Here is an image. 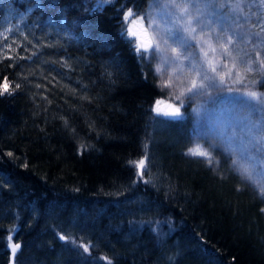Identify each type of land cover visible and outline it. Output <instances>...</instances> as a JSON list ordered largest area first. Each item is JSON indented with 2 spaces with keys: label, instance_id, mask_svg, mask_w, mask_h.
Listing matches in <instances>:
<instances>
[{
  "label": "trees",
  "instance_id": "1",
  "mask_svg": "<svg viewBox=\"0 0 264 264\" xmlns=\"http://www.w3.org/2000/svg\"><path fill=\"white\" fill-rule=\"evenodd\" d=\"M85 3L92 6L90 0H58L57 8L49 0H0V84L7 77L14 89L0 95V264H11L6 237L13 228V241L21 244L15 264H85L83 249L57 233L91 245L90 255L83 253L87 264H107L101 257L112 264H264L258 188L230 169L234 157L220 149L213 153L220 161L215 171V162L210 167L185 155L196 138L225 127L239 133L250 108L242 94L255 90L264 103V72L245 73L246 65L236 70L230 56L218 57L212 65L226 64L233 73L224 90L210 93L225 94L227 104L232 98L224 114L231 123L215 129L193 116L190 99L181 106L182 120L159 123L164 118L153 108L165 94L151 57L138 59L118 35V9L131 3L112 0L94 13L85 12ZM136 3L144 13L150 0ZM252 3L220 10L235 13L227 23L232 30L240 25L241 35L260 30L258 15L247 13L258 11ZM246 16L251 20L243 26ZM233 52L244 62L255 59L239 36ZM205 96L196 100L207 103ZM145 154L148 183L131 163ZM256 179L264 183V176Z\"/></svg>",
  "mask_w": 264,
  "mask_h": 264
},
{
  "label": "snow or ice",
  "instance_id": "2",
  "mask_svg": "<svg viewBox=\"0 0 264 264\" xmlns=\"http://www.w3.org/2000/svg\"><path fill=\"white\" fill-rule=\"evenodd\" d=\"M132 6L121 4L118 12H123V18L118 24L119 38L126 43L130 49H133L138 59L145 60L149 57L155 56L160 49L159 42L153 43V40H157L158 37H164V43L167 44L168 40H171L175 47L171 48L172 56L170 59L173 62L183 63L184 60L191 62L195 56V52H189V49L199 48L204 53L205 58L208 56V52L205 51L207 46L213 54L219 52L224 57L231 56V46L235 42L236 37H240L245 43H250L252 51L255 53V59L251 57L245 62V73L253 71L264 72V56L261 55V51L258 49L264 48V0H253V3L249 5L250 8H257L258 11H254L251 14L253 16L261 15L259 31H249L243 35L235 32L231 29L227 23L229 21L228 16H220L219 10L229 7L233 11H242L240 0H236L234 4H229V0H150V8L148 11L141 13L139 11V5L136 0H129ZM91 7L88 3L83 6L86 13H94L96 11H102L105 5H111L112 0H90ZM43 7L44 5H39ZM49 6L57 8L58 0H49ZM72 7H78V5H72ZM159 7L161 12L158 13L159 18L165 23L166 27L161 30L160 25L156 21V16L153 15L151 9ZM127 9L124 11V9ZM64 10H61L63 14ZM148 20L147 27H144V21ZM140 23L144 33L147 34L151 29L153 36L147 43L141 39L140 33L133 30L132 25ZM216 27H213V25ZM219 29V31H218ZM183 33V34H181ZM195 42V43H193ZM215 42L217 47H213ZM179 49V51H178ZM183 57V60L181 59ZM168 57L165 58V62L168 61ZM253 65H257L256 68ZM193 67H196L193 65ZM209 70L212 73L218 72V66L209 65ZM157 73L161 72L160 67L156 69ZM236 76L239 77L240 73L237 72ZM229 79L231 73H229ZM207 81L208 83H205ZM236 83H241L242 79H237ZM253 84H257L258 81H252ZM226 84L225 77L221 76L219 84L215 82L213 77L204 75L200 83L196 80L191 82V86L180 91L179 94L172 93L176 101H179V106L175 104H169L167 111H162L159 107H154L153 111L157 117L164 119L159 120V123H165L169 121H180L184 117V113L181 112V106L185 103V99H191L193 95H208L207 89L213 91L224 90ZM21 85L17 83L16 89H19ZM162 87L172 88L170 81L165 82ZM14 89L10 87V82L7 77H4V81L0 84V95L11 94ZM228 92H232L231 87L227 88ZM244 98L250 102V108L248 115L243 118V127L239 133H229L227 127L223 131L217 130L216 132L206 137L207 147L200 143H194L192 147H189L185 153L187 156L201 157L211 167L215 162L218 170L220 164L219 160H216L213 153L220 149L228 157H234L230 162V169L238 174L243 181H248L258 188L259 195L264 198V183H261L256 179L257 176H264V170L257 171V166L264 164V103H260L261 94L255 90H247L243 94ZM183 98V99H182ZM156 105H160L162 101L157 100ZM253 115H258L261 118L254 120ZM83 147V146H81ZM145 147L147 145L145 144ZM9 156L12 153H8ZM147 154L141 158L138 162H131L137 169L136 176L140 180H144V169L146 168ZM136 183V181H133ZM144 183H148L144 180ZM239 190V188L237 189ZM78 191V189H77ZM264 212V208L261 209ZM131 223V222H130ZM159 224V222H157ZM15 228L9 230V235L6 237L7 247L10 250L12 261L11 264H15V257L18 251L21 249L19 242L13 241V233ZM60 241H64L66 244L69 242L73 249H83V253H89L91 245L79 243L73 239L69 241V237L60 233H57ZM83 253H78L81 258L87 264L88 257H84ZM100 259L106 260L107 264H112L111 260L106 257Z\"/></svg>",
  "mask_w": 264,
  "mask_h": 264
},
{
  "label": "rangeland",
  "instance_id": "3",
  "mask_svg": "<svg viewBox=\"0 0 264 264\" xmlns=\"http://www.w3.org/2000/svg\"><path fill=\"white\" fill-rule=\"evenodd\" d=\"M149 8H150V4L148 7V10ZM151 11L153 15L156 16V21L160 25V29L163 30L166 27V25L159 18V15H158V13L161 12V9L159 7H155V8H152ZM247 13H252V12H247ZM219 15L228 16V17H231L232 19H234V17L236 16L235 13H233L231 10L229 13H222L219 10ZM250 15L253 16L252 14ZM256 17L258 18H255V20L260 22L262 19L261 15H258ZM243 19L244 20H242V25L244 26L245 24L249 22V20H251V17L249 18V16H246ZM147 24H148V20H145L144 21L145 28L147 27ZM132 27L134 31H137L138 33H140L141 39L145 43H147L150 39H152L153 33L151 29L148 30L147 34H145L139 22L135 25H132ZM213 27H216V25L214 24ZM238 27H240V25L237 26V23H235L233 30L241 34V31L240 29H238ZM157 42H159L160 49L159 51H157L155 56L151 57V59L149 57L150 64L153 67L154 75L159 80L161 87L165 82H168V81H170L172 84V88L162 87L164 90L165 97L160 99V101H162L160 105L155 106V107H159L162 111H167L169 104H175L179 106V101H176L171 94L172 93L179 94L180 91L184 90L187 87H190L191 82L193 80H196L197 83H200L202 80V77L204 75H208L209 77H213L216 83H219V77L217 75L218 73L223 77L228 76L229 73L231 74L233 73L230 66L226 64H221V66L218 67L219 71L217 73H212L209 70V65L210 64L212 65V62H216L218 57H224V56L220 55L219 52L213 54L207 46L205 47V51L208 52L207 58H205L204 53L201 52L200 49L197 47V48L188 50L190 53L191 52L196 53L195 58L191 62H189L188 60H184L183 63L181 64L180 62H173L170 59V57L172 56L171 48L175 47V45L172 44L171 40H168L167 44H165L164 37L161 36V37H158L157 40H153V43H157ZM262 43H264V41H262ZM212 46L217 47V44L213 42ZM235 54L237 53L233 52L231 54L230 60H231V66L237 70L243 67L244 65H246L245 63L246 61L244 62L241 58L237 57ZM166 57L169 58L167 62H165ZM225 58H229V56ZM181 59L183 60V57H181ZM193 65H195L196 67H193ZM157 67H160L161 69L160 73H157L156 71ZM205 83H208V82L205 81ZM210 90L212 89H207V92L209 94L206 95L205 97H208L207 103H212V104H210L208 107L206 100L203 104H201L200 102L196 100L201 95H193L192 98L190 99L192 103V108H190L189 111L192 112L193 116L204 118L205 121L208 120L211 123V125H213L215 129H217L218 127L220 128L223 127V125H225L226 122L228 124L231 123V121L228 118L224 119V114H226L225 110L227 111L232 110L233 100L232 98H230L229 104H227L226 102L227 96L225 94L223 95L221 93H214V95H212V93H210ZM202 98H200L199 101ZM212 105H215V106H212ZM221 118L224 119L223 123H219ZM197 142L207 147L206 138L205 139L203 138L194 139L190 147H192L194 143H197ZM260 182H262V180H260Z\"/></svg>",
  "mask_w": 264,
  "mask_h": 264
}]
</instances>
